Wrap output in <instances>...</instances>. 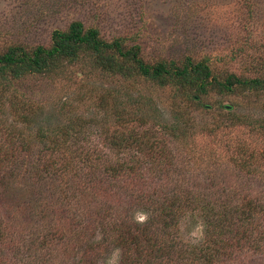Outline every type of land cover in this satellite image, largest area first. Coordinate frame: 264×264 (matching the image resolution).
<instances>
[{
  "label": "rangeland",
  "instance_id": "obj_1",
  "mask_svg": "<svg viewBox=\"0 0 264 264\" xmlns=\"http://www.w3.org/2000/svg\"><path fill=\"white\" fill-rule=\"evenodd\" d=\"M73 20L97 28L106 40L119 38L124 47L138 46L141 58L148 63L160 60L181 63L188 56L194 62L205 61L220 80L228 74L264 78V0H0V53L15 45L27 50L36 45L48 46L51 32L65 29ZM65 70L67 76L58 75L49 80L30 77L20 82L7 81L8 85L4 84L0 89L5 95L3 105L7 106L11 98H18L24 103L34 101L41 106L47 97L56 112L63 107L62 114L55 117L64 124L74 117L85 121L94 119V99L79 100L86 90L94 87V79L99 82L89 56L76 66L66 65ZM125 85L133 96L136 92L147 96L156 106L160 119L167 123L184 125L196 114L198 121L199 116H208L220 126L215 133L198 130L176 139L162 134L174 150L171 171L165 173L159 183L157 175L145 172L146 183L132 187L126 182L125 193L119 191V195L126 198L137 189L164 197L177 192L181 197L185 195L186 201H194L197 197L199 206L184 209L173 224H155L157 235L154 237L158 241L161 238L166 245L162 257L152 253L150 248L147 250V241L142 238L131 247L133 257H136L138 247L144 245V251L152 254L155 264H180L188 261L185 249L197 248L200 253L213 245L211 242L207 244L208 248L203 246L213 233L217 235V229L209 224L216 215H210L209 209L206 212L202 208L206 203L223 201L229 205L247 198L260 202L264 208V132L236 121L242 115L253 121L264 118V91L241 87L230 92L211 89L198 98L202 106L196 105L194 109L193 90H187V95L181 96L175 87H158L141 78L126 81ZM65 102L71 105L67 108L70 112L66 110ZM135 107L141 109L140 105ZM53 108L48 107L44 112ZM22 111V114L26 113ZM11 116L6 115V121H12ZM14 124L21 127L16 121ZM136 126L133 122L123 131L116 126L112 129L129 136ZM90 142H94V138ZM61 181L59 178L41 182L29 180L27 187L10 191L8 186L5 191L10 196L1 190L3 210L0 213L10 217L4 219L6 235H0V264H106L116 249L120 250L118 264L122 263L126 256L122 242L115 245L116 241H110L105 252H99L98 256L88 251L94 243L98 245L105 234L100 226H95L97 219L87 218L89 226L82 231L83 236H78L72 229L77 222L74 226L71 224L75 217L68 219L70 212L65 214L67 217L60 211L54 214L55 217L51 216L54 208L60 210ZM102 199L97 196L95 200ZM102 202L107 203V199ZM72 204L74 206L77 201ZM187 204L192 208L190 203ZM35 205L47 214L44 221L40 216L30 214V208ZM94 206V197L88 195L85 201H79L75 211L94 210ZM215 209L219 210L218 207ZM112 214L120 218L123 213L119 209ZM257 214L261 217L257 215L255 221L261 224L259 230L264 238V212ZM197 226L202 231L193 235ZM98 233L101 238L95 241ZM242 246L233 249L230 264H264V249L254 251L247 243ZM222 259L221 255L217 264H224Z\"/></svg>",
  "mask_w": 264,
  "mask_h": 264
},
{
  "label": "trees",
  "instance_id": "obj_2",
  "mask_svg": "<svg viewBox=\"0 0 264 264\" xmlns=\"http://www.w3.org/2000/svg\"><path fill=\"white\" fill-rule=\"evenodd\" d=\"M86 56H89L99 82L94 79V87L86 90V94L79 100L86 102L94 99L92 120L74 117L64 124L55 117L56 114H62L63 107L60 106L56 112L53 104L47 102V97L41 106L34 101L24 103L18 98H11L5 106V95L0 92V194L3 189L4 195L10 196L5 191L8 186V191L23 189L28 186L29 180L41 182L59 178L62 180L58 201L61 202L60 210L58 207L54 208L51 216L55 217V213L59 211L64 216L70 212L68 219L75 217L74 221L71 219V224L74 226V222H77L72 229H75L73 232L78 236L84 235L82 231L89 226L87 218L92 216L91 220L97 219L95 226H100L105 233L103 240L97 242L98 245L94 243L88 250L90 254L98 256L99 252H105L110 241H116L115 245L122 242V249L126 254L121 264H155V258L147 250L150 248L152 253L162 257L166 247L161 238L158 241L154 237L157 235L155 224H173L184 209L198 207L199 200L196 197L194 201H186L185 195L181 197L177 192L164 197L145 189H137L126 198L120 196L119 191L124 190L125 193L126 182L132 187H140L142 183H146L148 177H145V172L151 176L157 175L159 183L163 175L171 171L174 167V150L164 141L162 134L176 139L198 130L215 133L220 126L208 116H199L198 121L196 114L184 125L180 122L167 123L160 119L156 106L147 96L140 92L133 96L125 82L141 78L154 82L158 87H175L181 96L187 95V90H193L195 96L192 97V107L196 109V105H201L198 98L211 89L230 92L235 87H241L264 91V78H241L228 74L220 80L213 75L205 61L194 62L188 56L181 63L176 60L148 63L141 58L138 46L124 47L119 38L106 40L100 36L97 28L86 27L82 21L73 20L65 29H54L51 32L48 46L36 45L27 50L15 45L0 53V89L7 81L20 82L30 77L49 80L58 75L67 76L66 65L76 66ZM119 80L122 83L116 84ZM63 104L70 112L71 109L67 108H71V105L66 102ZM136 105H140L141 109ZM48 107L53 110L44 112ZM143 109L147 111H142ZM22 110L26 113L22 114ZM6 115H12V121H6ZM14 121L21 127L14 124ZM236 121L264 132V118L253 121L242 115ZM133 122L137 128L129 136L112 129L116 126L123 131ZM208 122L212 125H206ZM93 138L94 142H90ZM88 195L94 197V210L89 208L88 211H75L79 201H85ZM97 196L106 198L107 203L102 202L103 199L95 200ZM74 201L77 204L73 206ZM2 207L1 202L0 210ZM202 208L206 212L209 209L210 215H216L209 224L217 229V235L210 234V241L207 239L204 242L203 246L206 248L207 244L213 243L205 252L198 253L197 248L185 249L188 261L182 263L217 264L222 255V262L230 264L229 258L237 246L239 249L247 243L254 251L264 249V238L259 230L261 224L255 221V217L260 216L257 212H264L260 202L245 198L229 205L223 201L213 204L208 202ZM30 209L32 216H40L43 221L47 218V214L38 205ZM119 209L123 213L120 218L112 214ZM8 211L9 208L6 213ZM137 211L148 216L142 226L134 220ZM101 216L106 217L100 218ZM6 217H10L9 214L0 213V235L3 237L7 233V222L4 221ZM59 226L63 229V226ZM140 238L147 241L145 247L148 249L144 251V245H141L136 251V257H133L131 247L138 244Z\"/></svg>",
  "mask_w": 264,
  "mask_h": 264
},
{
  "label": "clouds",
  "instance_id": "obj_3",
  "mask_svg": "<svg viewBox=\"0 0 264 264\" xmlns=\"http://www.w3.org/2000/svg\"><path fill=\"white\" fill-rule=\"evenodd\" d=\"M147 219H148L147 214L142 211H137L134 214V220L137 223L143 224L147 221ZM201 231L202 229L199 226H197V228L193 232V235ZM100 238H101L100 234L98 233L96 239L99 240ZM119 256H120V250L119 249L114 250L112 255L107 259L106 264H118Z\"/></svg>",
  "mask_w": 264,
  "mask_h": 264
}]
</instances>
